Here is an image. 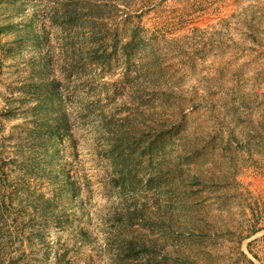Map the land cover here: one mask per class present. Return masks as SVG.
<instances>
[{"label":"rangeland","instance_id":"rangeland-1","mask_svg":"<svg viewBox=\"0 0 264 264\" xmlns=\"http://www.w3.org/2000/svg\"><path fill=\"white\" fill-rule=\"evenodd\" d=\"M0 264H264V0H0Z\"/></svg>","mask_w":264,"mask_h":264}]
</instances>
